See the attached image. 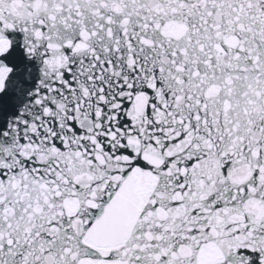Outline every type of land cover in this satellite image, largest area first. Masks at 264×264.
Returning <instances> with one entry per match:
<instances>
[{"label": "snow or ice", "instance_id": "1", "mask_svg": "<svg viewBox=\"0 0 264 264\" xmlns=\"http://www.w3.org/2000/svg\"><path fill=\"white\" fill-rule=\"evenodd\" d=\"M0 264H264V0H0Z\"/></svg>", "mask_w": 264, "mask_h": 264}]
</instances>
